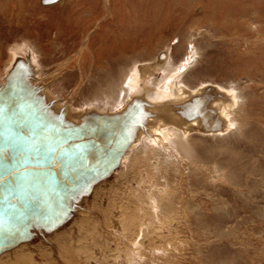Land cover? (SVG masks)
Returning a JSON list of instances; mask_svg holds the SVG:
<instances>
[{"label": "rangeland", "instance_id": "obj_1", "mask_svg": "<svg viewBox=\"0 0 264 264\" xmlns=\"http://www.w3.org/2000/svg\"><path fill=\"white\" fill-rule=\"evenodd\" d=\"M22 41L29 45L38 43L44 61H39L37 66L33 64L28 49L13 59L10 46ZM183 41L186 47L181 51L178 46ZM194 42L199 45L197 60L192 63L193 67L197 66L194 74H198V78H190L195 82L192 85L195 86L194 98L216 100L215 106L209 107L216 112L224 103V94L208 89L215 86L213 81L224 82L231 78L235 85L251 90L253 96L246 100L249 112L242 115L258 124L259 135L238 142L254 147L264 164V154H261V150L264 152V0H0V115L3 108L15 107V102L30 110L17 112L18 115H7V112L1 115L5 120L0 121V126L7 128L10 134L0 127V232L6 222L14 219L8 232L0 233V238L3 235L0 244L13 237L21 224H26V233L13 240L20 247H27L29 243L53 244L49 235L61 229L66 232L70 227H74L73 235L77 236L80 231L76 225L83 208L96 217L109 238L113 236L109 232L124 238L120 231H113L106 224L103 212L91 205L104 196V206H110L113 198L120 199L119 192L127 189L126 184L132 183L134 175L140 174L138 167L129 178H118V171L125 165L124 156L137 138L123 135L120 125L133 131L140 126L144 128L148 116L145 101L133 100L141 108L139 117H135L128 106L122 112H85L79 123L68 118V108L86 106L95 91L103 90L101 87L106 80L90 84L86 76L97 68L117 70L114 63L107 62L109 56L137 53L140 63H146L153 75L160 78L162 71L156 69L157 64L162 65L170 54L175 60L190 56ZM53 54L58 61L48 63ZM63 74L69 80L68 85L58 90L56 85ZM77 85H81V90L74 95L70 90ZM44 87L61 99L63 105L59 111L52 107L55 100L46 101V95L41 93ZM22 121L40 124L48 134L56 129L55 142H60L61 134L72 135V139L83 142L82 145L75 143L83 147H80L81 155L76 150L66 151L63 154L67 159L61 161L36 135L28 137L27 126H23ZM16 133L19 135L15 136ZM48 134L44 143L55 146ZM95 134H100L101 140L91 137ZM143 145V142L138 143L139 147ZM175 160V186L186 198L190 197L187 165ZM70 162L74 164L72 167ZM91 168L95 171L92 170L90 178L78 182L63 195L59 188L52 187L53 177H75ZM258 178L262 181L253 187L258 192L255 198L264 200V176ZM140 182L144 183L145 191L151 187L147 180ZM214 182L229 185L226 178L219 175ZM96 188L101 191L97 195L93 193ZM234 188L236 193H245L244 186ZM230 197L236 204V197ZM237 205L238 220H250L231 223L225 227V235L216 237L211 233L212 226L197 230L181 212V232L174 235L170 245L157 243L163 251L157 253L159 257L153 264H203L204 260L212 259L211 250L223 244H227L233 264H264V218L255 220L241 203ZM110 241L113 245V239ZM156 247L152 241L151 248ZM196 250H200V257ZM37 252L36 261L54 264V260Z\"/></svg>", "mask_w": 264, "mask_h": 264}, {"label": "bare ground", "instance_id": "obj_2", "mask_svg": "<svg viewBox=\"0 0 264 264\" xmlns=\"http://www.w3.org/2000/svg\"><path fill=\"white\" fill-rule=\"evenodd\" d=\"M26 42L11 45L10 50L13 51L11 56L14 59L28 49L31 52V62L37 66L39 61H44L41 59L40 46L38 43L29 45ZM179 45L181 46H178V49L181 51L186 47L184 41ZM198 46L194 42L190 56L175 60L170 54L165 62H161L162 65L157 64L156 69L162 71V76L159 74L160 78L154 76L150 66L140 63L137 53L109 56L107 62L114 63L117 70L97 68L88 72L86 76L90 84L106 80L105 85L101 87L103 90L95 91L93 99L88 100L86 106L68 108V118L74 123H79L85 112L94 110L99 114L122 112L128 106L135 117H139L141 108L133 100L142 98L145 101L148 116L144 128L140 126L136 132L137 130L133 131L127 126L120 125L123 135L128 137L134 135L137 138L129 150H126V155H123L125 165L118 171V178H129L138 167L140 174L134 175L132 183L126 184L127 189L123 188L126 190L119 192L120 199L113 198L110 206H104V196L100 198L101 200L96 199L91 205L92 208L102 211L106 224L111 226L113 231H120L124 238L120 239L113 232H109L113 235L109 238L100 228L96 217L83 208L76 225L80 234L73 235L74 227H70L71 229L66 232H64L66 229L54 231L49 235L53 244L41 242L29 243L27 247L15 245L13 240L26 233V224H21L13 237L11 234V238L0 244V264H48V261L38 262L34 259V254L40 248L37 253L54 260V264H153L159 257L157 253L163 251L158 244L170 245L174 235L177 236L181 232L179 225L182 222L181 212L197 230L212 226L211 233L215 237L225 235V227L231 223L250 220V218L238 220L237 202L241 203L244 211L251 213L255 220L264 218V200L255 198L258 192L253 188L262 181L258 177L264 176V164L261 163L260 153L254 147H250L249 143L238 142L240 139L259 135L256 131L258 124L242 115L249 112L246 100L251 98L253 93L246 86L235 85L233 79L227 78L224 82L213 81L215 86L208 88L212 92L223 91L224 103L218 106L216 112L209 108L215 106L216 100L208 97L194 98L195 86L192 85H195V82L190 78H198V74H194V71L197 73V66L193 67L199 53ZM49 61L56 63L58 59L53 54L48 58L47 62ZM66 77V74H63L59 78L56 85L58 90H63L68 85L69 80ZM86 77L82 78L83 81ZM80 90L81 85H77L70 91L75 95L79 94ZM41 93L46 95V101L55 100L52 107L57 111L62 108L61 99L59 100L51 90L44 87ZM9 113L8 111L7 115ZM4 120L5 118H0V121ZM35 120L40 123L38 119ZM39 130H34L36 137L57 154L61 161H66L67 157L63 154L66 151L76 150L75 152L81 155L83 142L73 139L71 143L72 135L61 134V142L54 143V140L52 143L55 146L49 147L44 143L46 131L42 127ZM50 132L51 137L55 136L58 139L56 129ZM92 136H95L96 140L102 138L100 134ZM140 142L144 144L142 147L138 146ZM261 154H264L262 150ZM175 159L187 165V177L190 180L188 185L192 193L190 197L186 198L185 193L175 186L177 173ZM106 161L111 162L108 159ZM69 165L72 167L74 164L70 162ZM92 174L90 170L75 177L69 176L64 179L53 177L52 187L59 188L63 195L75 188L78 182L90 178ZM218 175L226 178L229 185L215 183L214 179ZM141 180L151 183L147 191L142 188L144 183L141 184ZM236 186H244L245 193L242 191L236 193L234 188ZM100 192L99 188L93 191L95 195ZM231 195L233 198L236 197V204L233 203ZM226 205H229V208H226ZM13 219L5 223L0 233L5 235L8 232ZM110 239H113V245ZM152 241L155 242L157 249L151 248ZM214 250H211L212 259L204 260L203 264H233V260L229 258L230 250L227 244L219 245ZM196 254L198 257L202 255L200 250H196Z\"/></svg>", "mask_w": 264, "mask_h": 264}, {"label": "water", "instance_id": "obj_3", "mask_svg": "<svg viewBox=\"0 0 264 264\" xmlns=\"http://www.w3.org/2000/svg\"><path fill=\"white\" fill-rule=\"evenodd\" d=\"M3 109H4V110L2 111V113H3V112H8L7 110H9L11 114L13 113V114H16V115H18L17 112H20V111L22 112L23 110L30 111L28 108H26V106H23V107H22L21 105H19V104L16 103V102H15V107L13 106L12 109H10V108H8V107L3 108ZM2 113H1V115H2ZM1 115H0V117H1ZM12 117H13V116H12ZM21 124H24L23 126H27V128H26V132H28V133H27L28 137H29V136H34V135H35V134H34V133H35L34 130H35V129H38V131H40L39 128L42 127V126H40V124H39V125H38V124H36V125H31V124H29V123L26 124V123L23 122V121H22ZM39 126H40V127H39ZM0 127H3V128L8 132L7 128H5L4 126H0ZM18 128H19V127H18ZM29 129L32 130V131L29 132ZM42 129H44V128L42 127ZM21 130H22V129H21ZM21 130H20V131H21ZM23 131H24V130H23ZM44 131H46V135H47V134H48V133H47V130L44 129ZM13 132L15 133V131H12V134H14ZM20 133H22V132H20ZM50 133L52 134V132H50ZM8 134H10V133L8 132ZM23 134L25 135V132H24ZM51 134H48V135H51ZM17 135H19V133H16V134H15V136H17ZM67 135H70V134H67ZM34 137H35V136H34ZM54 137H55V136H54ZM54 137H51V138L53 139ZM9 138L11 139V138H12V135H10ZM45 138L47 139V137H45ZM51 138H49V139H51ZM55 138H56V137H55ZM73 138H74V137H73ZM46 139H45V140H46ZM14 140H16V139H14ZM61 140H62V139H61ZM61 140H60V142H61ZM72 140H73V139H71V143H72ZM52 141H54V139H53ZM54 142H55V141H54ZM57 142H59V141H57ZM90 170H94V171H95L94 168H91ZM90 170H89V171H90ZM94 171H93V172H94Z\"/></svg>", "mask_w": 264, "mask_h": 264}, {"label": "snow or ice", "instance_id": "obj_4", "mask_svg": "<svg viewBox=\"0 0 264 264\" xmlns=\"http://www.w3.org/2000/svg\"><path fill=\"white\" fill-rule=\"evenodd\" d=\"M46 2H47V0H46Z\"/></svg>", "mask_w": 264, "mask_h": 264}]
</instances>
